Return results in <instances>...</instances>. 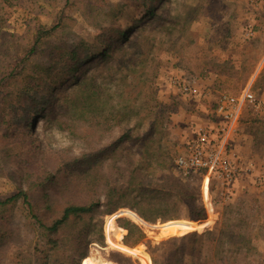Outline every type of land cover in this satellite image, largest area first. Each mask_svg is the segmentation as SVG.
Returning a JSON list of instances; mask_svg holds the SVG:
<instances>
[{"label":"rangeland","instance_id":"374dc122","mask_svg":"<svg viewBox=\"0 0 264 264\" xmlns=\"http://www.w3.org/2000/svg\"><path fill=\"white\" fill-rule=\"evenodd\" d=\"M134 1L0 0V200L23 188L32 203L42 204L33 210L20 198L0 207V223L13 233L3 236L0 227V264H43L46 254L49 264H81L83 259L82 264H150L143 256L153 264L148 244L196 233L198 237L165 245L159 261L179 255L182 264H224L235 250L237 264H264V110L246 104L230 129L241 169L232 185L216 178L208 191L202 175L185 177L175 166V158L187 152L201 128L216 132L229 127L217 113L221 95L239 96L250 88L264 103V0H158L150 16L144 5L149 0L140 5ZM117 28L127 30L132 40L143 39L139 55L131 54L129 40L122 41L127 56L123 50L112 51L107 61L101 55L56 88L53 107L58 121H70L75 132L38 119L30 129L23 127L17 115H25V110L11 104L31 89L29 67L39 70V80L46 78L42 69L61 49ZM90 79L96 82V91H80L68 102ZM183 81L192 84V93L183 91ZM94 110L102 111L104 121L90 112ZM110 125L115 128L107 131ZM126 133L130 138L114 145ZM106 148L111 149L98 152ZM89 151L95 154L93 171L105 175L89 189L97 192L102 204L93 218L62 229L61 247L53 251L34 214L48 224L58 211L44 212V191L36 183L44 168L53 169L66 156ZM133 158L152 160V167L141 165L136 176L169 172L188 178L206 218L194 220L182 203L169 221L197 223L169 231L163 228L169 221L141 218L137 210H144L145 196L124 192L129 188L128 160ZM59 181L45 192L64 203L74 194L69 190H77L65 173ZM119 218L123 224L131 221L142 227L145 242L126 245L128 231L118 224Z\"/></svg>","mask_w":264,"mask_h":264},{"label":"trees","instance_id":"16d2710c","mask_svg":"<svg viewBox=\"0 0 264 264\" xmlns=\"http://www.w3.org/2000/svg\"><path fill=\"white\" fill-rule=\"evenodd\" d=\"M158 0H149L144 3L146 8H148L147 15L150 16L154 13L155 4ZM143 4V1L136 0L133 2V5ZM130 41L132 45V53L133 55H139L141 53L139 46L142 42V38L131 39L130 34L127 30L123 28H117L114 32L111 33H103L97 38H94L91 42L86 40H81L75 46L70 48L64 47L57 54V57L53 60V62L43 68L42 70L46 71L47 77L38 79L39 70L33 69L29 67V71L32 73V79L28 83L31 89L27 92L20 93V96L17 97V103L15 105L11 104V106L16 109L18 107L23 108L25 110V115H17L18 119H21L23 123V127L30 129L31 125L38 120H46L47 122H57V125L61 129H69L74 130L75 127L72 125L70 121H58L59 117L56 116L57 111L54 110V98L56 97V88L62 83L67 82L69 77H71L72 73H76L79 68L86 62L92 61L97 57H101L104 55L105 61H107L110 57L113 56L112 51H124L123 55L127 56L128 50L124 47L120 46V42ZM136 47V48H135ZM125 49V50H124ZM31 52L36 51V47L31 49ZM132 57V55H131ZM27 69L26 66H23ZM114 67V66H112ZM111 67V68H112ZM33 82L34 85L31 83ZM37 83V85H36ZM96 82L93 80H89L88 83H83V87H79L75 89L69 97L68 102L74 101L77 97V94L81 91L83 94L85 92L91 93L96 91L94 86ZM81 85V86H82ZM90 87V89H89ZM65 88V87H64ZM34 91V92H32ZM32 92V93H31ZM92 94V93H91ZM84 96V95H83ZM88 96H91L90 94ZM67 101V99H65ZM62 108L61 113L63 112L64 104L60 106ZM68 110L65 109L66 112ZM101 111V110H100ZM95 115L98 114L99 121H104V116L101 112L96 110L90 111ZM63 114V113H62ZM100 124V122H99ZM115 127L110 125L107 129L113 130ZM130 130H128L129 133ZM126 133L122 137L118 139V141L114 144L117 145L124 141L125 139H129L130 135ZM111 148H106L104 150H99V153H103L108 151ZM97 152V153H98ZM96 153V154H97ZM94 153L92 151L83 152L79 155H68L66 156L63 163H51L53 169L44 168V172L42 176L38 179L36 183V188H40L43 193H41L43 199V209L44 212H57L55 217L52 219L51 223H46L44 218L35 215V219L38 224L45 230V234L47 236L48 244L50 245L53 251L59 249L61 247V230L68 227L71 222H77L84 220L86 218H93L94 214L97 213L101 206V198L97 194L95 190L92 192L89 191L93 186H95V182L99 180H103L105 175L101 173H97L93 171L92 158ZM53 162V161H52ZM130 171L129 177V188L125 189L124 192L136 191L139 195L145 196L143 198L144 210H137V213L143 218L145 221H149L151 223H157L158 221H169L174 218V213L177 205L181 203L186 205L188 210L193 215V219L198 221L206 218L205 209L198 203V197L195 193L194 185L188 181V178L176 177L169 172H158V175L152 176V172L148 173H136L138 172L141 165L146 166L147 169L152 167V160L148 159H130L128 160ZM51 167V168H52ZM62 173H65L66 181L70 183L76 190H69L73 192L72 199L66 200L64 203H61L59 199L51 198L50 193L45 192L49 191V189L55 184L60 185L61 181L59 178L62 177ZM101 174V175H100ZM188 179V180H187ZM64 186V184H62ZM61 186V187H62ZM91 192V193H90ZM76 194V195H75ZM22 198L23 201L29 206H33V210L38 208L40 210V206L42 204L39 201L32 203L30 201V195L23 188L19 189L18 193L13 196L7 198L6 200H0V207H5L7 205L17 203L18 200ZM148 212V213H147ZM113 213V212H112ZM110 215L107 217V221L112 217ZM7 219V217H6ZM1 217V221H2ZM122 220L118 219V224L128 231V234L124 238V243L128 246L134 247L140 243H144L147 239V235L142 227L139 225L129 221L126 224L122 223ZM7 221V220H6ZM106 221V222H107ZM184 223H197L192 221H169L163 224V228L166 230H172L181 224ZM0 223V227L4 231L3 236L13 237V233L4 227ZM11 227L12 223H7V227ZM115 230V219L111 225V231ZM197 237L199 236L197 233L195 234ZM195 235H186L184 237H172L167 240L160 242L159 244H148L149 253L153 259V264H182L184 260L181 256L177 255L176 258L172 257L170 259H164V261H159V258L164 253L165 245L175 243L176 241H185L188 237L192 238ZM195 236V237H196ZM2 237V236H0ZM133 237H136L133 240ZM123 238V234H118V239L121 240ZM80 239L76 238L75 243L79 242ZM71 243V242H69ZM73 243V241H72ZM197 248H195L196 250ZM233 250L232 252H234ZM230 257L223 261L224 264H237V258L232 254ZM72 257V256H71ZM146 261H150V258L147 256H143ZM166 261V262H165ZM84 262L82 260L81 264ZM50 263V256L46 254L45 260L43 264ZM249 264V262H247Z\"/></svg>","mask_w":264,"mask_h":264},{"label":"built area","instance_id":"2783aa9c","mask_svg":"<svg viewBox=\"0 0 264 264\" xmlns=\"http://www.w3.org/2000/svg\"><path fill=\"white\" fill-rule=\"evenodd\" d=\"M181 86L184 92L192 93V84L183 81ZM218 104L217 113L227 121L229 127L225 126L216 132L215 129L201 128L196 138L188 143L187 152L175 158L176 169L181 175H202L204 189L208 191L212 179L224 178L232 185L240 175V165L230 137L232 127L240 120L244 106L249 104L257 110H264V103L250 88L239 96L223 94Z\"/></svg>","mask_w":264,"mask_h":264},{"label":"bare ground","instance_id":"6f19581e","mask_svg":"<svg viewBox=\"0 0 264 264\" xmlns=\"http://www.w3.org/2000/svg\"><path fill=\"white\" fill-rule=\"evenodd\" d=\"M209 222L206 223V225L208 224ZM204 228L203 224L199 226V230L202 231Z\"/></svg>","mask_w":264,"mask_h":264}]
</instances>
